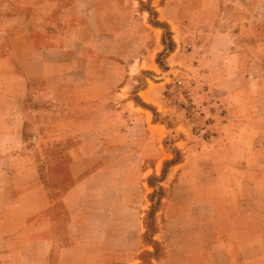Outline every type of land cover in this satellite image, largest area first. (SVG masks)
Masks as SVG:
<instances>
[{
  "label": "crops",
  "instance_id": "obj_1",
  "mask_svg": "<svg viewBox=\"0 0 264 264\" xmlns=\"http://www.w3.org/2000/svg\"><path fill=\"white\" fill-rule=\"evenodd\" d=\"M230 4L237 12H226ZM17 5L28 15L2 19L8 28L7 52L0 54V264H264V74L255 72L252 57L264 0ZM146 5L191 47L184 74L224 104L226 117L214 121L208 141L189 131L174 144L159 140L173 130L163 116L168 78L141 79L154 63L128 56L134 50L122 38L130 30L137 40L141 30L129 27L146 18ZM139 40L134 54L144 52L142 33ZM258 48L264 55V42ZM151 108L161 111L157 121ZM101 148L105 157L96 156ZM154 149L161 155L155 164L181 152L159 183L160 198L144 187L138 167L140 152ZM113 150H131L121 157L119 179L89 187ZM42 162L66 163L75 179L90 165L96 169L56 192L43 187L48 170L30 178L17 168ZM27 180H38L39 188ZM156 202L158 231L147 243L145 213Z\"/></svg>",
  "mask_w": 264,
  "mask_h": 264
},
{
  "label": "rangeland",
  "instance_id": "obj_2",
  "mask_svg": "<svg viewBox=\"0 0 264 264\" xmlns=\"http://www.w3.org/2000/svg\"><path fill=\"white\" fill-rule=\"evenodd\" d=\"M17 1L18 0H0L1 55L7 52V34L4 29L8 28L7 24H5L6 21L3 23L2 19H6L10 16L28 15L29 13L27 10L20 9L17 5ZM227 6V13L231 14L233 13L232 11H235L234 8L231 7V4ZM145 11L148 13L146 18L142 21H137L136 23L131 22L132 26L129 27L132 28L133 24H135L137 29L141 30L138 34L139 36L137 40L134 35L131 34L130 30H128L127 35H122V38L125 39L129 47L134 50L130 51V53L127 54L128 56L143 55L146 58L150 57V62L154 63V70L142 71L140 74L141 79L144 80L146 77H151V74L156 78L161 77L164 74L166 78H168L166 81L167 87L163 88V99L165 104H167L166 115L163 116L167 119L168 128L173 130L170 131L171 133L161 134L159 140H161L162 143L174 144L178 140L185 138V136L187 137V131H189L193 137H197L202 141H208L213 135L212 125L214 121L226 117L227 111L224 108V104L219 99L210 95V92H208V86H197L195 83L191 82V79L186 74H184V72H188V70L183 67V64L188 59V54L191 50V47L186 45L188 43L186 42V39L184 40V36H181V39L179 40L178 38H174L165 23L156 21L155 12L149 5L145 6ZM235 12H237V10ZM135 25L133 30H135ZM153 30L156 32L155 35L153 34ZM141 33L143 35L144 52L143 54H134L135 50H139V46L141 45L142 40H139ZM235 33L238 34L239 31L237 32V30H235ZM255 36L256 40L254 41L257 44L254 55H252L253 61H255V72L258 74H264V55L262 54L263 52L258 50V43L264 42L263 26H257L255 28ZM239 38H242V40ZM238 39L241 41L240 43L246 41L245 38L240 37V35L239 37H235V40ZM136 45L138 47H135ZM154 46L155 51L153 52L152 49H154ZM167 71L170 72L167 74ZM207 92L209 94L204 95ZM151 112L154 119L157 121L161 115V111L156 112L155 108H151ZM176 133L178 135H176ZM106 151L107 150L102 148L98 149L96 156L105 157ZM130 151L131 150H120L117 152V150H113V156L110 157L111 163L109 162L105 171L101 172V177H99L100 172L98 173L96 181L94 182L93 180L91 182L93 186L89 185V187H103L104 179L102 178H110L111 175L119 179V174L126 165L123 160L121 161V157ZM148 151L149 150L140 152V161L143 160V164L137 166L139 167V171L141 170L144 173V182L146 184L144 187L146 188L147 186L149 189H154L155 198H160V196L165 195V188L159 186V183L163 180V177H165L169 167L181 157V152L177 149L172 150L170 158L164 159L161 163L159 162L158 164H155V161H157L156 156L160 155L159 151H155V149L151 152ZM51 152L53 153L54 151ZM129 160V165L131 167V165H133V159ZM17 168L24 169L25 173H27L28 176H31L30 178L35 176L33 173H36V171L39 175H43L42 173L48 170L51 172V175H48V178L50 179L47 183L42 181L43 187H46L47 185V187L56 190L57 192V190L66 191L71 188L77 180L82 179L89 175V173L95 171L96 165H90L89 168L76 179L71 175L70 168L66 163L56 165L45 164L42 162L38 164L37 167L33 165H21L17 166ZM34 168H36V170ZM155 168L159 170L158 174H155ZM44 175L46 174L44 173ZM36 183L40 186L38 180H27L25 182V184L31 189L39 188V186H34ZM87 185L88 183L85 182L83 185H80V187H88ZM149 194H151L150 191ZM157 209L158 205L156 202L155 206L152 205L145 213V220L149 224V227L144 233V240L147 243H150L151 235L158 231L156 223L154 225L153 219L154 211L156 212ZM161 250L162 249L159 246L157 252L160 253Z\"/></svg>",
  "mask_w": 264,
  "mask_h": 264
}]
</instances>
